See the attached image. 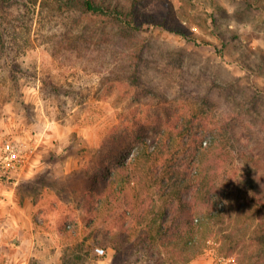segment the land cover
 Returning a JSON list of instances; mask_svg holds the SVG:
<instances>
[{"label": "rangeland", "instance_id": "374dc122", "mask_svg": "<svg viewBox=\"0 0 264 264\" xmlns=\"http://www.w3.org/2000/svg\"><path fill=\"white\" fill-rule=\"evenodd\" d=\"M19 2L0 14V149L8 139L34 148L19 180L7 179L36 201L28 263L264 264V248L249 238L264 228V207L252 200L264 198V0H142L143 28L128 35L53 1ZM164 128L176 138L169 165L182 168L189 136L223 129L224 215L187 260L158 242L143 248L140 231L126 239L134 228L117 225L121 210L99 191L97 170L118 160L142 175L138 144ZM168 209L150 219L170 227ZM2 239L0 262L14 259Z\"/></svg>", "mask_w": 264, "mask_h": 264}, {"label": "trees", "instance_id": "16d2710c", "mask_svg": "<svg viewBox=\"0 0 264 264\" xmlns=\"http://www.w3.org/2000/svg\"><path fill=\"white\" fill-rule=\"evenodd\" d=\"M37 1L27 0L32 5ZM48 1L74 9L80 14L96 16L102 26H113L116 33L122 35L143 28V18L138 9V4L142 0ZM44 2L45 0H41L42 4ZM20 4L19 0H0V14L6 13L7 9L17 8ZM23 5L27 7L26 3ZM149 23L161 24L156 17H150ZM163 26L167 27L165 23ZM167 28L185 34L182 29L173 25ZM0 35L4 36L2 31ZM226 129L228 130L229 126ZM192 131L193 129L189 128V132ZM222 132L223 129L213 128L195 131L191 136L189 133L190 142L181 144L186 149V158L189 157V162L183 166L187 167L185 169L169 165L168 154L176 150V138H172L170 131L164 128L156 133L152 144L145 138L138 144L139 151L134 159L141 161L140 165L145 167L142 175H136L134 168L128 170L131 166L129 162L121 160L115 163L112 170L108 168L97 170L102 179L99 191L109 193L106 204L116 203V209L121 210L116 219L117 225L121 228L125 226L136 229V231L133 229V233L126 239L129 240L140 231L137 237L143 248L158 242L166 251L172 250L186 260L202 249L200 243L201 240L205 241L204 232L207 230L212 232L225 211L224 208L217 207L219 202L227 197L226 189L220 186L216 179L220 162L217 142L224 140ZM205 138L209 139V143L203 146L202 140ZM131 183V189L135 191L134 199L126 190ZM90 189L93 190L94 187ZM184 192H189L188 197L183 196ZM252 200L254 205L256 200L257 204L264 207L263 197H255L253 194ZM171 206H175L173 211L175 223L170 227H166L164 221L159 222L156 217L150 219L157 209H160L161 217L166 218L168 207ZM249 238L259 249L264 248V228L255 229V233ZM225 239L229 248H234L238 244L232 233L225 234Z\"/></svg>", "mask_w": 264, "mask_h": 264}, {"label": "crops", "instance_id": "0c3cea01", "mask_svg": "<svg viewBox=\"0 0 264 264\" xmlns=\"http://www.w3.org/2000/svg\"><path fill=\"white\" fill-rule=\"evenodd\" d=\"M23 187V184H14L0 176L1 248L7 252L15 249L14 259L3 260L0 264H29L28 253L35 236L31 217L36 201L32 199L33 195L22 191Z\"/></svg>", "mask_w": 264, "mask_h": 264}, {"label": "built area", "instance_id": "2783aa9c", "mask_svg": "<svg viewBox=\"0 0 264 264\" xmlns=\"http://www.w3.org/2000/svg\"><path fill=\"white\" fill-rule=\"evenodd\" d=\"M33 147L20 140L8 139L4 142L0 154V176L6 179L19 180L24 168L33 156ZM97 255H102L104 249L95 248Z\"/></svg>", "mask_w": 264, "mask_h": 264}, {"label": "clouds", "instance_id": "9594fccd", "mask_svg": "<svg viewBox=\"0 0 264 264\" xmlns=\"http://www.w3.org/2000/svg\"><path fill=\"white\" fill-rule=\"evenodd\" d=\"M226 11L228 12L229 16H232L235 12V8L234 7H231V8L226 7Z\"/></svg>", "mask_w": 264, "mask_h": 264}]
</instances>
